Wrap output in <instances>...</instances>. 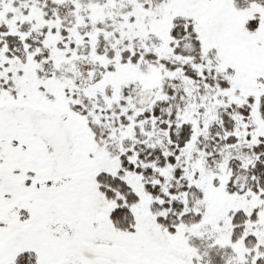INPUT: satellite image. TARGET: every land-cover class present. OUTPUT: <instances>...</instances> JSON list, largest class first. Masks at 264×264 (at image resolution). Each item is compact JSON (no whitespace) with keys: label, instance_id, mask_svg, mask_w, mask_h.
<instances>
[{"label":"snow or ice","instance_id":"obj_1","mask_svg":"<svg viewBox=\"0 0 264 264\" xmlns=\"http://www.w3.org/2000/svg\"><path fill=\"white\" fill-rule=\"evenodd\" d=\"M0 264H264V0H0Z\"/></svg>","mask_w":264,"mask_h":264}]
</instances>
